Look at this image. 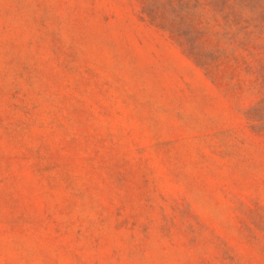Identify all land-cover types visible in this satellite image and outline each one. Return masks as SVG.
Masks as SVG:
<instances>
[{
  "label": "rangeland",
  "instance_id": "1",
  "mask_svg": "<svg viewBox=\"0 0 264 264\" xmlns=\"http://www.w3.org/2000/svg\"><path fill=\"white\" fill-rule=\"evenodd\" d=\"M203 4L0 0V264H264V0Z\"/></svg>",
  "mask_w": 264,
  "mask_h": 264
},
{
  "label": "trees",
  "instance_id": "2",
  "mask_svg": "<svg viewBox=\"0 0 264 264\" xmlns=\"http://www.w3.org/2000/svg\"><path fill=\"white\" fill-rule=\"evenodd\" d=\"M157 1L162 3L165 7H167V9H170L172 13L178 12L182 5H184L186 3H189L190 1H193L196 4L201 3L202 5H205V4H203L204 2L207 3V0H157ZM202 1H203V3H202ZM219 1H221L222 7L225 8V7H228L230 4H232L235 0H219ZM179 4H182V5H179ZM142 12H144V11H142ZM181 16L178 17V18L179 19L183 18L185 20V18L186 17L189 18L190 15L188 14V11H184L181 14ZM149 18H150V20H155V19H153L150 16H149ZM221 20L226 22V23H229V22L233 23L232 24V27H234L233 34H240L242 37L246 38V40L250 36H252L253 30H254L253 27H250V22H254L253 21L254 19L252 18V16L242 17V15H240V16H231V15L226 14L224 17L221 18ZM173 24H174L173 21H170L167 24H165V28H168V29L171 30L173 28ZM194 31H192L191 29L188 30V32L190 34H194L195 35V38L197 37L196 39H199L200 35L198 33L194 32ZM261 32H263V31L260 30L259 34H261ZM188 53L190 54V56L192 58H194V59L197 58V53L194 51L193 47H191L189 49ZM257 108H253V109H257Z\"/></svg>",
  "mask_w": 264,
  "mask_h": 264
}]
</instances>
